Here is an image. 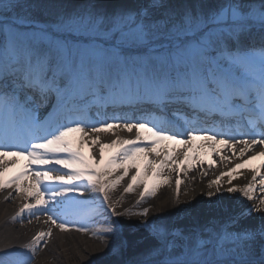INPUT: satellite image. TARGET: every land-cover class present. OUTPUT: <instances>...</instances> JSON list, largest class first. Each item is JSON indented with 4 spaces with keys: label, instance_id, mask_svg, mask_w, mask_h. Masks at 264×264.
Wrapping results in <instances>:
<instances>
[{
    "label": "snow or ice",
    "instance_id": "6c2138e0",
    "mask_svg": "<svg viewBox=\"0 0 264 264\" xmlns=\"http://www.w3.org/2000/svg\"><path fill=\"white\" fill-rule=\"evenodd\" d=\"M34 7L0 0V189L15 185L20 194L29 182L30 202L19 214L27 213L29 223L46 216L45 223L61 231H93L103 244L100 264H264V0L213 6L93 0L48 21L33 16ZM117 128L135 138L100 142V133ZM197 140L222 161L231 162L217 144L237 158L252 153L212 180L206 194L240 193L250 205L227 219L213 216L188 227L149 219L147 208L116 210L110 190L137 168V158L160 156L164 141L183 149L165 151L158 164L149 159L143 178L137 168L124 192L142 184L139 205L171 183L167 168L177 173L178 197L183 175L195 170L189 161L198 159L190 155ZM97 144L99 163L82 150ZM105 148L117 149L106 162ZM16 158L26 161L23 170L4 180ZM258 158L251 180L234 186L243 176L239 170ZM117 169L122 172L114 176ZM149 169L161 181L151 188ZM85 193L93 195L80 199ZM253 213L261 214L260 222L241 226ZM131 216L138 217L135 223L121 219ZM50 232H38L24 247L34 255ZM145 240L153 243L131 257ZM30 262L23 252L0 256V264Z\"/></svg>",
    "mask_w": 264,
    "mask_h": 264
},
{
    "label": "bare ground",
    "instance_id": "6f19581e",
    "mask_svg": "<svg viewBox=\"0 0 264 264\" xmlns=\"http://www.w3.org/2000/svg\"><path fill=\"white\" fill-rule=\"evenodd\" d=\"M112 2L127 3V0H110ZM258 43V42H256ZM73 139L76 138V134H73ZM121 139H134V133H127L121 129H114L111 132L100 133L99 139L102 144H109L112 140ZM207 142L197 140L194 142V152L190 155H195L197 161H189L195 168L194 171L188 172L182 177V184L179 192V196L176 194L175 180L177 173L170 172L165 169V175L171 180L170 184H164L158 189L156 194L147 198L144 202L138 205L140 200V192L143 191V185H134V189L131 193H125L124 189L132 182L131 176L136 174L137 168L140 172V177L143 178L147 161L152 159L155 164H158L163 159L165 151H172L175 155L183 149V145L171 143L168 141L162 142L158 146L160 156H149L147 158L141 156L135 161L137 168H131L128 175L109 192L112 202H118L116 210L118 212H130L136 213L143 211L145 208L149 209V219H153L154 215L159 214L161 219H167L166 222L172 226L188 227L195 222L201 224L206 223L210 217H217L221 219H227L230 216L238 215L245 206L250 205L251 202L244 199L240 193L228 194L226 191H222L221 195L214 196L211 199L207 197L209 191L207 185L222 172H227L237 163L243 162L247 159V156L252 153H247L243 158H237L233 156L232 152L227 149L225 145H215L217 151L223 150L221 154H227L230 161H222L220 156L214 155L213 151L207 147H202ZM84 154L91 155L97 163L100 161V145L97 144L89 148L84 147ZM116 148L104 149V160L107 159L116 152ZM12 157H7L6 160H11ZM18 163L12 165L3 176L4 180H8L15 176L19 171L23 170L26 161L22 158H16ZM182 159V157H181ZM200 162H203L202 164ZM261 164V159H255L245 164L244 169L239 170L243 173V176L234 179V186H243L249 180H251V169L257 168ZM211 165L212 167H209ZM175 167V165H171ZM203 172H202V170ZM149 171V177L146 183L151 188L154 184H160L161 181L158 178H152L151 169ZM122 170L117 169L114 172V176L120 175ZM206 172L207 175L203 173ZM259 179V177H258ZM225 178L224 187L228 185ZM29 187V182L24 181L23 188L25 191L17 194L15 191V185L11 188L0 189V256L8 252H23L31 257L30 264H100V258L103 256V244L94 237L93 231L81 232L76 231L75 227H70L67 231H61L52 225L50 222L45 223L46 216H40L39 218L32 217L31 223L28 222V214H19V210L27 202H30L26 196V191ZM215 188L212 189L214 191ZM187 193V195H185ZM93 194L85 193L80 199H88ZM256 196L262 195L259 191L254 193ZM34 202V201H31ZM260 213H253L252 216L243 218L241 220V226H252L258 224ZM69 220H76L74 215L68 216ZM126 222L135 223L138 219L136 216L121 217ZM162 222V221H161ZM50 232V236L47 238L43 246L33 255L28 248L24 245H28L32 238L40 231ZM152 241L145 240L141 244L135 245L131 251L130 256H139L142 252L146 251L152 244Z\"/></svg>",
    "mask_w": 264,
    "mask_h": 264
},
{
    "label": "rangeland",
    "instance_id": "374dc122",
    "mask_svg": "<svg viewBox=\"0 0 264 264\" xmlns=\"http://www.w3.org/2000/svg\"><path fill=\"white\" fill-rule=\"evenodd\" d=\"M26 3L32 5H39V7H34L32 9V14L37 19L41 21H48L54 17V15L61 11L62 9H69L72 7H79L85 5L87 3L93 2V0H25ZM101 2L106 5L112 6H134L142 2V0H127V3H122L119 1L112 2L110 0H101ZM173 4H183L185 2H193V0H170ZM201 2L213 6L218 3V0H201ZM258 37V36H257ZM155 219H158L160 222L166 223V218L164 220L161 219L159 214L154 215Z\"/></svg>",
    "mask_w": 264,
    "mask_h": 264
}]
</instances>
